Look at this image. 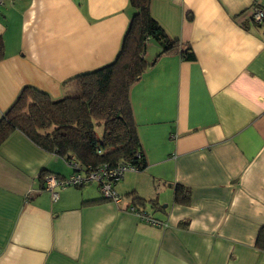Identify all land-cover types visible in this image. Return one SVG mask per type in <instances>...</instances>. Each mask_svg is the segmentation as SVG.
Wrapping results in <instances>:
<instances>
[{
  "label": "crops",
  "instance_id": "0c3cea01",
  "mask_svg": "<svg viewBox=\"0 0 264 264\" xmlns=\"http://www.w3.org/2000/svg\"><path fill=\"white\" fill-rule=\"evenodd\" d=\"M264 0H151L165 32L190 45L158 57L130 90L147 159L115 186L47 191L71 163L15 131L0 146V264H264ZM129 0H4L0 3V120L23 89L58 100L76 77L118 56ZM43 173L45 175H43ZM189 190L176 203L174 186ZM57 194V198L53 197ZM157 199L152 226L126 211L133 197Z\"/></svg>",
  "mask_w": 264,
  "mask_h": 264
},
{
  "label": "trees",
  "instance_id": "16d2710c",
  "mask_svg": "<svg viewBox=\"0 0 264 264\" xmlns=\"http://www.w3.org/2000/svg\"><path fill=\"white\" fill-rule=\"evenodd\" d=\"M129 4L133 15L116 59L77 76V90L58 100L36 88L23 89L0 120V146L20 131L41 149L86 169L105 165L143 172L147 168L130 101L131 87L152 66L146 58L151 43L160 47L158 57L180 53L186 61H194L195 55L190 45L169 37L155 20L151 0H129ZM2 49L0 42V58ZM188 196L187 188L174 186L176 203L187 202ZM128 197H133L130 204L138 209L145 210L147 204L158 206L157 199ZM257 245L264 250V235Z\"/></svg>",
  "mask_w": 264,
  "mask_h": 264
},
{
  "label": "built area",
  "instance_id": "2783aa9c",
  "mask_svg": "<svg viewBox=\"0 0 264 264\" xmlns=\"http://www.w3.org/2000/svg\"><path fill=\"white\" fill-rule=\"evenodd\" d=\"M3 1L4 0H0V3ZM253 21L258 25L264 22L263 9H254ZM71 165L75 169V172L68 178H61L51 174L45 175L43 178L45 189L54 192L57 188H65L67 186L82 187L91 183H96L101 195L117 205H121L124 198L116 192L115 185L121 181V176L127 172L136 171L135 168L119 167L112 169L110 166L105 165L98 167L97 169H86L81 167V165L75 161H73ZM53 197L56 199L57 194L53 193ZM126 211L134 214L140 221L146 224L160 228L168 227L166 223L161 222L154 218L150 213L143 209H138L132 204L128 206Z\"/></svg>",
  "mask_w": 264,
  "mask_h": 264
},
{
  "label": "rangeland",
  "instance_id": "374dc122",
  "mask_svg": "<svg viewBox=\"0 0 264 264\" xmlns=\"http://www.w3.org/2000/svg\"><path fill=\"white\" fill-rule=\"evenodd\" d=\"M102 133V129H99V134H101Z\"/></svg>",
  "mask_w": 264,
  "mask_h": 264
}]
</instances>
